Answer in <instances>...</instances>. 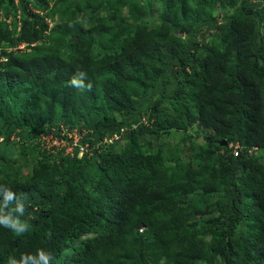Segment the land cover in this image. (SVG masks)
I'll use <instances>...</instances> for the list:
<instances>
[{
  "label": "trees",
  "instance_id": "1",
  "mask_svg": "<svg viewBox=\"0 0 264 264\" xmlns=\"http://www.w3.org/2000/svg\"><path fill=\"white\" fill-rule=\"evenodd\" d=\"M155 2L157 17L140 0H0V46L27 44L0 62V161L39 156L0 181V264H264V0ZM56 122L96 154L56 152ZM121 129L125 146L102 145ZM174 132L203 181L179 148L168 166L140 142Z\"/></svg>",
  "mask_w": 264,
  "mask_h": 264
},
{
  "label": "rangeland",
  "instance_id": "2",
  "mask_svg": "<svg viewBox=\"0 0 264 264\" xmlns=\"http://www.w3.org/2000/svg\"><path fill=\"white\" fill-rule=\"evenodd\" d=\"M141 3L145 4L146 7L153 11L154 17L159 16L162 13V4L155 2V0H151V5H148V0H140ZM233 9L229 8V7H221V6H216L214 8H210L207 10V18H216V19H223V18H228L233 14ZM128 15V11L127 10H123V16ZM129 23V21L127 22ZM207 46L212 49L213 51L216 52H221L224 50V43H223V39H221L218 35H209L207 36ZM173 97V98H172ZM174 100V96H173V91L170 92L168 94V96H166V98L164 99V105L165 107L169 106L170 104L173 103ZM135 101H137V99H135ZM118 118H124L121 114H117ZM146 123V122H145ZM148 123V121H147ZM146 123V124H147ZM64 124V123H63ZM126 132L122 135L121 140L119 141L120 143H118L117 147H115L116 150H120L121 147L125 146L126 144V134H128L127 129H125ZM195 132V130H194ZM188 134L185 133H181V132H174L171 135H167V136H163L162 138H159L158 140H155L152 134H147V135H143L140 137V142L141 143H145V142H152L153 144V148L155 149V151L158 150L159 147L164 146L165 150L163 152V155L165 157L166 160V164L169 166V157L170 155L174 152L175 148H179V153L180 155L183 157V160L185 162L189 161V167L191 166L194 169V173L196 174L197 179L199 181H203L205 179V173L202 170V167L195 165L193 160L189 159V154L190 151L188 150V144L186 146H184L185 143L184 139L187 138ZM195 139L193 141L194 144H196L197 146H202L205 145V141L203 138L199 137L198 135H195ZM178 146V147H177ZM186 150V151H183ZM16 152H17V156L15 157L16 159L11 160L9 162V164H5L4 162L0 161V181L3 182H10L14 179H18L22 182H25L31 175H32V171L33 168H35V164L37 162V160H39V156H37L38 154L34 151L31 152V156H27L26 154H21L19 152V149L16 148ZM189 152V153H188ZM256 155L259 156L262 159H264V153L263 152H256ZM84 155H81L80 157L83 158ZM171 166V165H170ZM187 167V166H186ZM188 171V167L187 168H181L179 169L178 174H186ZM169 170V172H171L173 169H167ZM219 195H221L219 193ZM195 215L192 216V218H194ZM197 218V216H196ZM195 218V219H196ZM194 219V220H195ZM208 220V218H203L200 222L202 221H206ZM247 231V224L244 222L242 224L239 225L238 229H237V234L236 237H239L243 234H245ZM200 243H203L202 240H200Z\"/></svg>",
  "mask_w": 264,
  "mask_h": 264
},
{
  "label": "clouds",
  "instance_id": "3",
  "mask_svg": "<svg viewBox=\"0 0 264 264\" xmlns=\"http://www.w3.org/2000/svg\"><path fill=\"white\" fill-rule=\"evenodd\" d=\"M50 22V21H49ZM26 47H27V44H25V43H22V44H20L19 46H8V47H2V46H0V62H6L7 61V57L4 55V52H6V53H8V52H17V51H21V52H23V51H25L26 50ZM5 50V51H4ZM72 83H73V85H75V84H78V83H80V81H77L76 79H73V81H72ZM57 124H55V125H53V128H52V130H51V133L48 135V136H43V138L48 142L49 141V144H51V142H52V137L53 138H60V139H62V138H64V139H66V138H68V139H66V140H72V141H74V139L73 138H70V134L72 133V132H74V131H77L78 133H79V135H80V139H79V142L81 141V139L83 138V136L85 135V133H86V131L84 130L82 133L80 132V130L78 129L79 127H74L73 129H71V128H68V127H66L62 122H56ZM133 128H137V125H134L133 126ZM126 132V130L125 129H121V131H120V133H115L113 136H107L106 138H105V140H104V142H103V144L102 145H105L106 147H109V146H112V145H115V144H118V143H120L119 141L121 140V138H122V135L124 134ZM119 136L120 137V139L119 140H116V141H112V142H110L109 140L110 139H113L115 136ZM79 142H78V145L76 146V147H74V150H73V152L72 153H67L66 152V149L65 148H61V149H58V148H56L55 147V151L56 152H58V151H62L63 153H64V156H71L72 158H74V155H75V151H76V148L77 147H79V152H78V159H82L80 156L81 155H84L83 156V158L86 156V155H88V157H92V156H94L96 153L94 152V147H91V146H88V145H86V146H79ZM237 145H239V144H237ZM236 146V145H235ZM240 146V145H239ZM96 147L98 148V150H97V153H99V152H101L102 151V147H100V145L99 144H97L96 145ZM241 147V146H240ZM82 148H84V149H82ZM230 148L231 149H233V150H235V148H234V145H230ZM241 149H242V147H241ZM253 151H254V148L252 149ZM255 150H257L256 148H255ZM61 152V153H62ZM234 153V152H233ZM6 223H10V222H7L6 221ZM85 237H89L88 235L87 236H85Z\"/></svg>",
  "mask_w": 264,
  "mask_h": 264
},
{
  "label": "built area",
  "instance_id": "4",
  "mask_svg": "<svg viewBox=\"0 0 264 264\" xmlns=\"http://www.w3.org/2000/svg\"><path fill=\"white\" fill-rule=\"evenodd\" d=\"M69 136H70V138L74 139V141L72 143L68 142V140H66L64 138L60 139V138H53L52 137V142L50 145L54 146L58 149L65 148L67 153H72L74 150V147H76L78 145L80 135L77 131H74ZM119 139H120V137L116 135L113 139H110L109 141L112 142V141H116ZM48 143H49V141H48ZM234 148H235L234 155L239 156L241 147L239 145H236V146H234ZM82 149H84V148H82Z\"/></svg>",
  "mask_w": 264,
  "mask_h": 264
},
{
  "label": "water",
  "instance_id": "5",
  "mask_svg": "<svg viewBox=\"0 0 264 264\" xmlns=\"http://www.w3.org/2000/svg\"><path fill=\"white\" fill-rule=\"evenodd\" d=\"M179 36L183 37L184 34L183 33H180ZM223 145L225 146V145H227V143L225 142V143H223Z\"/></svg>",
  "mask_w": 264,
  "mask_h": 264
}]
</instances>
